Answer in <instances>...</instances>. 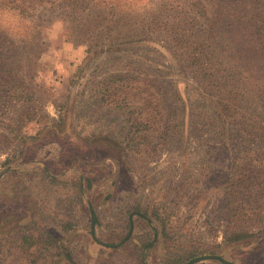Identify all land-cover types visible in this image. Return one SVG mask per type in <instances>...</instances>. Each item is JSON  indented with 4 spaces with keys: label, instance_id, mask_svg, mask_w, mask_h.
Instances as JSON below:
<instances>
[{
    "label": "rangeland",
    "instance_id": "1",
    "mask_svg": "<svg viewBox=\"0 0 264 264\" xmlns=\"http://www.w3.org/2000/svg\"><path fill=\"white\" fill-rule=\"evenodd\" d=\"M42 2L0 0L27 21L0 16V60L15 70L0 68V264H264L262 82L233 91L224 127L168 31L202 23L187 7Z\"/></svg>",
    "mask_w": 264,
    "mask_h": 264
},
{
    "label": "trees",
    "instance_id": "2",
    "mask_svg": "<svg viewBox=\"0 0 264 264\" xmlns=\"http://www.w3.org/2000/svg\"><path fill=\"white\" fill-rule=\"evenodd\" d=\"M42 1H44L42 2L43 10L48 12L54 7L57 0ZM61 1L62 4L57 9L63 11L67 5L66 0ZM168 1L171 4L165 3V5L172 11H174L171 7L172 4L176 5L177 14L184 12L187 7L186 12L193 14L192 20L200 19L202 21V23L192 21L191 29L188 23L179 22V27H171L168 31L173 34H181V41L188 49V65L199 72L201 79L206 84L207 90L205 91H210L211 94L204 97L208 98L207 101L210 102L217 121L224 127L226 126V117L231 115V105L234 104V101L231 100H236L233 98V91L238 90L242 82H262L261 87L257 88L259 104L257 107L261 110V118L256 121L259 125L256 128L261 130L260 137L264 139V116H261L264 113V0ZM73 5L76 7V4ZM108 5L104 4L105 7ZM81 8L79 6V9ZM157 20V17L149 19L150 30ZM41 24L39 22L38 25ZM3 60H0V68L8 69V72L5 73H14L15 70L10 65L3 63ZM180 86L182 89L179 88ZM180 86H177L176 83L174 89L170 91L180 102L183 111H186L185 118L188 119L190 109L188 110L184 99L186 87L181 84ZM212 88L215 91H212ZM239 95L241 94L236 93L234 96L239 97ZM16 98L18 97L16 96ZM239 237H241L239 233L232 232L226 239L234 242L238 241ZM20 239V243L28 247L37 245L36 238L31 235H25ZM194 257L192 255L177 264H184ZM140 264H146L143 253L140 254Z\"/></svg>",
    "mask_w": 264,
    "mask_h": 264
},
{
    "label": "water",
    "instance_id": "3",
    "mask_svg": "<svg viewBox=\"0 0 264 264\" xmlns=\"http://www.w3.org/2000/svg\"><path fill=\"white\" fill-rule=\"evenodd\" d=\"M92 217V224H94V216L93 214L91 215ZM205 260H215L220 262L221 264H231L230 262L225 261L223 258L219 257V256H203V257H198V258H194L190 261H188L186 264H194V263H199Z\"/></svg>",
    "mask_w": 264,
    "mask_h": 264
},
{
    "label": "clouds",
    "instance_id": "4",
    "mask_svg": "<svg viewBox=\"0 0 264 264\" xmlns=\"http://www.w3.org/2000/svg\"><path fill=\"white\" fill-rule=\"evenodd\" d=\"M0 16H2L4 23H8L9 21H11L12 23H24L26 24L27 21H21L20 18L18 16H16L15 14L9 12L7 9L4 10H0Z\"/></svg>",
    "mask_w": 264,
    "mask_h": 264
}]
</instances>
